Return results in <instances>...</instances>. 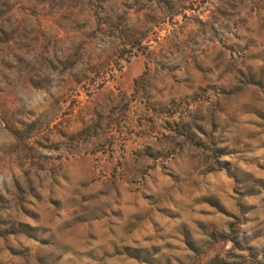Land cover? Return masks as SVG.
<instances>
[{"label":"rangeland","instance_id":"obj_1","mask_svg":"<svg viewBox=\"0 0 264 264\" xmlns=\"http://www.w3.org/2000/svg\"><path fill=\"white\" fill-rule=\"evenodd\" d=\"M0 264H264V0H0Z\"/></svg>","mask_w":264,"mask_h":264}]
</instances>
